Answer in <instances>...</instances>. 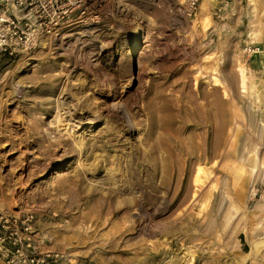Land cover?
Listing matches in <instances>:
<instances>
[{
  "label": "rangeland",
  "instance_id": "obj_1",
  "mask_svg": "<svg viewBox=\"0 0 264 264\" xmlns=\"http://www.w3.org/2000/svg\"><path fill=\"white\" fill-rule=\"evenodd\" d=\"M184 1L87 0L72 28L0 59V208L29 215L59 264H264V89L243 52L262 1L249 0L252 16L233 0L187 15ZM60 101L83 108L80 124L50 132ZM158 115L198 123L180 130L184 153L147 152L166 132L147 130ZM208 133L214 155L197 159ZM197 167L210 173L200 186ZM213 218L209 235L195 231Z\"/></svg>",
  "mask_w": 264,
  "mask_h": 264
},
{
  "label": "built area",
  "instance_id": "obj_2",
  "mask_svg": "<svg viewBox=\"0 0 264 264\" xmlns=\"http://www.w3.org/2000/svg\"><path fill=\"white\" fill-rule=\"evenodd\" d=\"M200 1L185 0L183 10L187 15L195 13ZM86 2L0 0V59H13L34 47L40 37L72 28L87 14ZM258 51L253 44L243 47L247 55ZM30 218L0 208V264H59L58 254L41 248L45 242L34 232Z\"/></svg>",
  "mask_w": 264,
  "mask_h": 264
},
{
  "label": "bare ground",
  "instance_id": "obj_3",
  "mask_svg": "<svg viewBox=\"0 0 264 264\" xmlns=\"http://www.w3.org/2000/svg\"><path fill=\"white\" fill-rule=\"evenodd\" d=\"M217 1H218V3H221V5H219V6L214 5V8H215L214 13L216 12L215 14L219 16L220 15L219 11L222 8H224V3L219 1V0H217ZM199 6H200V3H199ZM199 6H198V8H199ZM240 70H241V77H240L241 79L240 80H241V87H242L241 90L245 91V89L247 87L246 82H245V80H246L245 74H244L245 68L241 67ZM50 82L52 83L53 80H51ZM45 84H46V82L43 83V85H45ZM51 85H52L51 86L52 88L55 87L54 84H51ZM46 102L48 103V100L42 101V104H45ZM55 108L57 109V111H56L54 116H53V110L52 109H49V112H47V119H49V122L51 121L53 124V126H51V128H49L48 131L53 132L54 130H56L58 132V131H60L59 129H61L62 126H64L65 128L68 127L69 129L72 126H78V125H75L74 122H78L77 124H80L79 119L76 120L75 115L77 113H79V110H83V108H81V106L80 107L78 105H74L73 107L68 106V105L66 106L65 102L60 101L59 104ZM61 110H64V111L62 112ZM153 116H156V115L153 114ZM153 116L148 121L147 130L149 131L150 129H152V127L157 125L159 128L162 129V131H166V132H165L164 136L161 135V132H160V134L158 135V137H159L158 138L159 140H157L158 142L151 144L147 148V152L153 153V152H156L158 150H161L166 146V145H164V143H167V144H169V146L171 148H174L179 153H184L185 148L183 145V137L180 136V132H181L180 130H181V128H189L191 126L193 128H195L196 125H198V123L189 124V123H185L183 121H180L181 122L180 125L177 126L176 128H173V126L175 124L173 119L162 120L161 117H159L160 115H158L157 117H153ZM123 123L125 125V128H128L129 126L132 128H135V123L131 119L124 120ZM80 136H78V139L76 141L81 142V138H79ZM194 142L195 143H194V150L193 151H194L197 159H200L203 156L204 157L206 156L208 160L212 158V156L214 155V152H213V150L211 151V149H210L211 140H210L209 133H208V139H207V147H205V148L203 147L202 143H204V141L199 137ZM80 144H82V142ZM81 150H82V148H81ZM164 151H166V149ZM256 154H257L256 152H253L249 157H247L246 159H243L244 160L243 162L245 164V169L247 167H249L250 172H253L256 169V165H257L256 163L258 160V156ZM64 171H65L64 169H61L60 171L57 170V172H55L54 174H55V176H59V175L65 173ZM246 173H248V172L245 170L240 171V173L235 178L234 185H236V186L238 184L244 185L245 183H247L249 178L247 177ZM209 176H210V173L206 169H204L203 167H197V169L195 171V175H194V183L197 186H200L203 182H205V180L207 178H209ZM50 179H52V177L46 181H50ZM151 191H152L151 195L153 197L157 196L156 195V192H157L156 189L155 190L152 189ZM142 195L146 196L147 194L143 193ZM186 197H188V195H186ZM196 199L198 201L200 200L198 198L197 191L195 190L194 193L192 194L191 202L196 201ZM179 202L181 203V200H179ZM129 203L133 204L132 200H129L127 203H124V204H125V206H128L130 208L131 204H129ZM172 203L173 202L169 203L168 206H170ZM158 207H159L158 209H155L153 211V213H151L152 215H160L161 212L166 209L163 202H160ZM196 222H197V224H196ZM216 224H217V222H216ZM193 225H194L195 231L199 230V234L201 232L202 235L203 234L209 235L210 232L215 227V220H214V218L212 220L210 219L206 224H199L198 221H195Z\"/></svg>",
  "mask_w": 264,
  "mask_h": 264
},
{
  "label": "crops",
  "instance_id": "obj_4",
  "mask_svg": "<svg viewBox=\"0 0 264 264\" xmlns=\"http://www.w3.org/2000/svg\"><path fill=\"white\" fill-rule=\"evenodd\" d=\"M262 1V8H258L257 17L258 24H256L255 29L252 31L247 27V32L251 31V38H254L255 46L259 47V51L257 53L251 54V60L254 61V64H250L249 70L250 72L256 73V81L258 87L264 89V0ZM249 0H233L231 5L232 9H236L237 12L241 15L244 13V7L246 8L247 15L252 16V10H254L251 5L248 3ZM247 39H245L246 41Z\"/></svg>",
  "mask_w": 264,
  "mask_h": 264
}]
</instances>
